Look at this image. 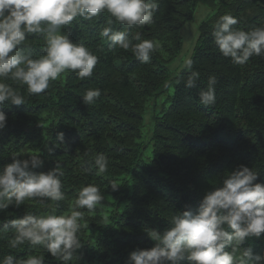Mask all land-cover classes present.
I'll list each match as a JSON object with an SVG mask.
<instances>
[{"label":"trees","instance_id":"obj_1","mask_svg":"<svg viewBox=\"0 0 264 264\" xmlns=\"http://www.w3.org/2000/svg\"><path fill=\"white\" fill-rule=\"evenodd\" d=\"M153 22L127 29L113 21L114 31H128L133 43L158 41L148 64L138 61L131 50L111 45L99 35L106 26L107 13L92 21L77 18L64 31L83 43L99 60L91 77L81 80L67 71L45 93L28 95L26 85L6 81L25 96V104H5L7 125L0 131V168L16 156L36 155L44 161L37 173L62 165L65 200L52 208L26 201L20 208L10 206L0 212V221L25 214L43 215L68 211L79 189L88 184L99 187L103 207L88 213L87 227L80 230L83 247L69 264H126L137 248L148 249L155 242L146 230L163 233L185 206L195 210L206 191L222 186V181L238 165L259 174L264 183V56L253 57L244 66L225 58L213 42L215 21L230 14L240 23L233 26L248 31L264 25V0H156ZM202 5L207 17L198 27L199 35L188 59L200 73L197 87L187 89L190 72L184 63L171 71L169 66L182 48L180 30ZM43 35H29L25 45L33 58L43 55ZM187 59V60H188ZM215 75V104L199 103V91L209 76ZM176 81H180L179 84ZM167 85V86H166ZM89 88L101 96L92 105L82 97ZM148 129L151 158H143L147 144L142 130ZM64 133L60 144L57 134ZM48 147L52 148L49 154ZM85 153H88L86 156ZM103 153L108 159L105 173L97 174L93 157ZM90 169V171H85ZM116 183L117 191L111 185ZM12 233H0V259L13 255L42 258L43 264H62L42 246H8ZM243 247L264 256V234L249 238ZM231 250V249H227ZM239 253H237L238 255ZM186 264V262H183Z\"/></svg>","mask_w":264,"mask_h":264},{"label":"clouds","instance_id":"obj_2","mask_svg":"<svg viewBox=\"0 0 264 264\" xmlns=\"http://www.w3.org/2000/svg\"><path fill=\"white\" fill-rule=\"evenodd\" d=\"M157 9L156 0H0V131L7 125L8 118L2 110L6 102L12 106L25 104V96L6 81L26 85L28 95H38L67 71L76 73L81 80L92 76L99 58L83 43L73 42L65 26L77 18L92 21L107 13L110 18L100 37L120 49H130L138 61L148 64L161 44L141 40L139 33L134 39L140 42L133 43L128 31H114L111 25L115 21L131 29L151 24ZM238 23L230 14L220 16L212 37L223 57L244 66L251 58L264 56V25L244 31L233 27ZM41 34L44 54L33 58L31 49L21 46L27 36ZM184 67L190 72L185 88H196L200 73L192 70L191 59L185 61ZM216 83L215 75L208 77L206 88L199 91L201 105L215 104ZM100 96L99 89L89 88L82 102L92 105ZM57 140L64 143L63 132L57 134ZM48 152L51 154L52 148L48 147ZM11 160L0 168V212L10 206L20 208L26 201L52 208L65 200L62 165L56 163L46 173H37L34 170L44 164L41 157L13 156ZM93 161L98 175L107 171L108 159L103 153L95 154ZM258 178L259 174L248 166L238 165L223 179L222 186L205 192L195 210L185 206L187 210L173 215L171 226L163 233L146 230L154 246L132 251L126 264H264V256L243 247L249 238L260 239L264 234V183H256ZM111 189L118 190L116 183ZM103 200L99 187L88 184L79 189L66 213L57 215L53 208L43 215L25 214L0 221V233H12L8 240L12 249L42 246L51 257L69 264L74 256L78 259L76 253L83 247L79 233L87 227V221L82 210L90 214L104 206ZM0 264H43V260L36 255L26 259L6 255Z\"/></svg>","mask_w":264,"mask_h":264},{"label":"rangeland","instance_id":"obj_3","mask_svg":"<svg viewBox=\"0 0 264 264\" xmlns=\"http://www.w3.org/2000/svg\"><path fill=\"white\" fill-rule=\"evenodd\" d=\"M205 11L208 13V9L205 6L199 5L195 11L193 19L180 30L182 48L178 58L169 66L171 71H176L178 68L180 69L184 61L187 60L192 53L196 39L199 35L198 27L200 23L207 17V13ZM64 74L65 73H63L61 76H64ZM147 132L148 129L142 130V142L147 144L143 155V158L146 161H148L152 155L151 145L147 142Z\"/></svg>","mask_w":264,"mask_h":264}]
</instances>
